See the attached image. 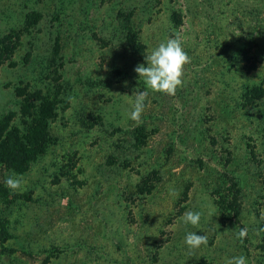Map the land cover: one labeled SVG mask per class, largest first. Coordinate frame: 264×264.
<instances>
[{
    "label": "rangeland",
    "instance_id": "374dc122",
    "mask_svg": "<svg viewBox=\"0 0 264 264\" xmlns=\"http://www.w3.org/2000/svg\"><path fill=\"white\" fill-rule=\"evenodd\" d=\"M33 11L0 64V122L25 126L18 88L58 115L27 171L0 165L4 186L22 177L0 193V264H264V0H0V36ZM177 34L182 84L153 92L134 69ZM188 231L207 243L190 250Z\"/></svg>",
    "mask_w": 264,
    "mask_h": 264
},
{
    "label": "trees",
    "instance_id": "16d2710c",
    "mask_svg": "<svg viewBox=\"0 0 264 264\" xmlns=\"http://www.w3.org/2000/svg\"><path fill=\"white\" fill-rule=\"evenodd\" d=\"M41 17L36 11L29 13L24 26L0 36V64L5 63L18 49L21 36ZM253 86L250 89H259ZM261 89V88H260ZM20 97V112L25 126L13 125L14 113L6 115L0 122V165L8 164L16 172L23 173L39 156L43 155L53 141L50 123L57 117V101L39 90L17 89ZM0 193L5 195L6 188L0 183ZM6 220L0 215V240L11 238ZM200 264V263H197ZM203 264H209L205 261Z\"/></svg>",
    "mask_w": 264,
    "mask_h": 264
},
{
    "label": "clouds",
    "instance_id": "9594fccd",
    "mask_svg": "<svg viewBox=\"0 0 264 264\" xmlns=\"http://www.w3.org/2000/svg\"><path fill=\"white\" fill-rule=\"evenodd\" d=\"M145 63L135 67L139 81L143 82L145 88L168 95L175 94L178 86L182 84L184 66L188 63L189 57L183 47V41L179 34L155 46L149 54L144 55ZM134 102L130 104L128 118L139 122L145 107L146 94L144 92H134ZM22 177L15 173L9 175L4 184L13 190L20 187ZM200 211H187L182 221L185 225L197 226L201 221ZM247 235V230L242 228L238 237L243 239ZM184 243L190 250L198 249L202 244L207 243V236L197 232L188 231L185 233ZM227 264H247L244 255L231 257Z\"/></svg>",
    "mask_w": 264,
    "mask_h": 264
}]
</instances>
